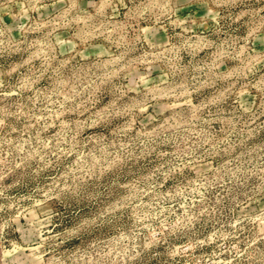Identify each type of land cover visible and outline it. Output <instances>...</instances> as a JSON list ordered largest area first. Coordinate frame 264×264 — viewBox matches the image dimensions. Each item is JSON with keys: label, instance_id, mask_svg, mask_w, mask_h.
Returning <instances> with one entry per match:
<instances>
[{"label": "rangeland", "instance_id": "obj_1", "mask_svg": "<svg viewBox=\"0 0 264 264\" xmlns=\"http://www.w3.org/2000/svg\"><path fill=\"white\" fill-rule=\"evenodd\" d=\"M0 264H264V0H0Z\"/></svg>", "mask_w": 264, "mask_h": 264}]
</instances>
